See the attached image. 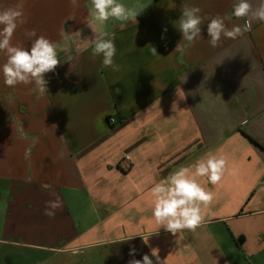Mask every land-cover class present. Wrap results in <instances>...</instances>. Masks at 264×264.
I'll use <instances>...</instances> for the list:
<instances>
[{
  "label": "crops",
  "instance_id": "crops-1",
  "mask_svg": "<svg viewBox=\"0 0 264 264\" xmlns=\"http://www.w3.org/2000/svg\"><path fill=\"white\" fill-rule=\"evenodd\" d=\"M118 2L141 12L98 28L117 49L112 71L92 55L91 0H0L23 13L14 46L44 36L61 60L43 94L0 73V264H129L153 249L167 264H264V22L212 47L211 19L244 25L236 0ZM183 6L200 9L194 43L176 26ZM208 154L225 157L222 180L198 178L213 193L203 223L173 235L151 188Z\"/></svg>",
  "mask_w": 264,
  "mask_h": 264
},
{
  "label": "clouds",
  "instance_id": "clouds-1",
  "mask_svg": "<svg viewBox=\"0 0 264 264\" xmlns=\"http://www.w3.org/2000/svg\"><path fill=\"white\" fill-rule=\"evenodd\" d=\"M91 9L87 25L95 34L92 55L102 57V65L112 71H119L120 66L115 63L117 49L114 42L103 37L98 38V28L110 19L121 22H135L141 10L128 8L118 0H91ZM198 7H182V15L179 24L176 25L181 32L183 41L194 43L201 35V18ZM23 15L21 10L8 8L0 11V53L7 57L6 63L0 66V73L3 75L6 86L15 87L18 84L34 83L40 94L48 91L45 74L56 70L61 60L57 55V48L54 43L44 36L36 37L34 30L26 32L31 39V47L24 48L14 46L11 43L14 31L17 28V21ZM232 15L237 19H245L243 26H234L228 29L224 19L217 16L207 24L209 44L212 47L220 45L222 36L229 39H236L244 32L251 29L252 20L264 22V3L253 9L249 0H236L233 4ZM23 21L21 20V23ZM177 51H183L179 47ZM153 55L157 49H151ZM177 94L184 98L180 88ZM175 103L173 104V108ZM247 123V121H242ZM194 169V170H193ZM226 170V159L223 156L208 154L199 159L193 166H182L171 173L165 180L155 183L151 188V196L154 201L152 215L155 223L163 227L173 235L183 230L195 231L203 223L201 206L208 207L213 200V193L205 190L198 182V178L207 177L212 185H218ZM61 207L60 199L47 201L45 215L53 217L55 210ZM147 242V240H145ZM73 254L78 249L66 248ZM136 249L132 248L130 255H134ZM155 257V261L152 259ZM129 264H167L162 260L156 249L152 250L151 256L145 254L142 260L133 259Z\"/></svg>",
  "mask_w": 264,
  "mask_h": 264
}]
</instances>
